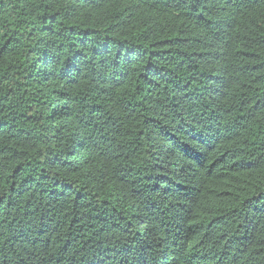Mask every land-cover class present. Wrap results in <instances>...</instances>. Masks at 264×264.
I'll use <instances>...</instances> for the list:
<instances>
[{"label":"trees","instance_id":"16d2710c","mask_svg":"<svg viewBox=\"0 0 264 264\" xmlns=\"http://www.w3.org/2000/svg\"><path fill=\"white\" fill-rule=\"evenodd\" d=\"M0 264H264V0H0Z\"/></svg>","mask_w":264,"mask_h":264}]
</instances>
